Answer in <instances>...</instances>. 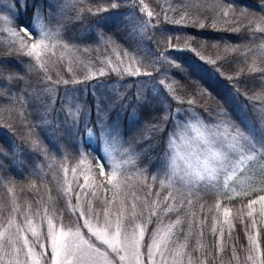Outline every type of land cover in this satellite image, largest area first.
<instances>
[{
    "label": "snow or ice",
    "instance_id": "1",
    "mask_svg": "<svg viewBox=\"0 0 264 264\" xmlns=\"http://www.w3.org/2000/svg\"><path fill=\"white\" fill-rule=\"evenodd\" d=\"M18 3L21 9L31 10V18L17 28L13 26L15 11L0 15V39L7 47V51L0 55V81L4 82L5 89L0 91V96L12 100L19 97L16 110L23 130L11 121L0 124V129L7 128L10 133L13 149L9 155L0 148V157L22 163L19 160L21 151L34 152L44 159L51 156L49 147L36 138L35 129L41 125L28 121L24 115L27 92L14 93L8 87L12 81H24L22 76L9 70L10 57H27L26 70L41 73V80L46 84L50 82L53 88L76 84L90 86L95 119L89 108L71 105L75 110L69 111L62 106L66 139L78 153L76 166L71 169L72 177L76 180L77 169L82 176L73 188V180H69L70 169L64 164L59 166L63 173L59 191L69 220L64 222L63 212L58 214L54 204L48 206L36 202L37 207L33 208L32 204L25 202L21 211V205L13 196L10 210L6 215L0 214V264H210V261L224 264L219 254L228 247L226 233L229 242L238 240V234L234 237L237 224L248 241L244 264H264V247L261 245V233L264 232V67H257L254 59L247 72L240 69L228 74L223 70L230 62L228 53L239 45L202 42L201 48L207 46L217 50L214 56L202 55L192 47L196 40L194 36L177 35L169 27L203 29L206 26L204 21L211 13L213 22L209 26L213 29H216L215 17L220 16L225 23L232 25L224 31L235 33L246 28L255 38L257 32L264 35V15L216 0L212 3L180 0L167 8L160 5V0H102L95 6L85 7L79 6L83 0H69L66 6L76 11L75 19H81L84 12L100 16L97 23L101 28L108 26L102 13L114 11L122 20L131 16L138 21V31L153 42L154 47L149 52L123 49L115 39L97 29L99 46L105 51L110 50L115 62L98 57L99 67L93 71L85 65L89 70L83 79L77 80L75 76L63 79L57 72V79L53 80L49 72L65 60V53L74 56L73 49L83 53H89L90 49L64 42L63 22L57 20L54 26L46 24L43 3L38 4L37 0H18ZM47 19H54L51 11ZM157 33L159 38H156ZM57 49L63 51L57 55ZM257 50H264V43L259 44ZM184 52L196 53L203 63L208 73L205 83L200 82L203 77L193 80L190 75L192 66L186 65L181 55ZM72 63L73 59L69 57L68 72L73 71ZM253 72L261 73L262 83L259 92L250 94L242 89L245 81L240 76ZM111 73L121 81L125 77L130 79L120 87L113 86L108 96H96L97 89L105 87L102 78ZM178 74L187 85L176 78ZM92 80L96 81L95 85L90 84ZM213 80L228 83L213 95ZM149 86L152 99L145 91ZM241 96L249 104L239 103ZM35 98L39 99L38 96ZM152 100L162 106L159 118L154 115L156 109L152 107ZM208 101L216 105V119L211 124L205 123L195 111L196 106ZM249 107L260 122L259 128L250 123ZM141 111L157 122H144L139 115ZM233 113L240 124L232 119ZM109 114L114 118L111 124L108 123ZM124 121L128 122L129 129L143 124L146 133L151 135L163 133L165 125L173 126V134L168 137L169 150L159 158L158 174H149L147 167L136 166L137 159L141 153L146 154L147 149L138 153L135 145L149 139V135L133 137L117 148L121 139L120 125ZM43 123L47 121L43 120ZM93 136L99 137L93 150L100 153L99 156L86 150L92 147L88 140ZM49 144L56 151L64 147L51 141ZM151 147L149 144L148 148ZM147 163L151 164V159ZM128 165L132 166L131 170ZM3 167L0 161V168ZM237 181L246 182V186L238 191L231 186ZM30 186L35 187L31 182ZM153 186H158V190L153 192ZM161 190H166L163 196ZM202 193H211L217 198L208 208L209 212L215 213L209 226L210 235L215 237L211 246L202 243L208 217L192 211L194 199L198 202ZM250 193L255 195L235 213L227 205L221 208V197L231 200ZM48 199L52 201L54 198L49 196ZM199 211H204L203 204H200ZM149 225H154L151 232ZM231 256L236 264H240L235 243L231 246Z\"/></svg>",
    "mask_w": 264,
    "mask_h": 264
},
{
    "label": "trees",
    "instance_id": "2",
    "mask_svg": "<svg viewBox=\"0 0 264 264\" xmlns=\"http://www.w3.org/2000/svg\"><path fill=\"white\" fill-rule=\"evenodd\" d=\"M31 2V0H29ZM38 4L43 3L45 5L43 9L44 22L46 24L56 25L57 20L63 22V31L62 38L63 41L68 43L70 46L75 45L78 48H89V53H83L79 51L72 56L71 53H65V60L61 64H57L50 72L49 75L52 76V79H57V72L63 77V79H71L73 76L77 80L83 79L86 72L89 70L85 65H89L91 70H95L96 67H99L97 58L103 60L106 56L113 54L110 50L105 51L103 47H100L98 41L96 40L97 29L100 32H103L106 36H111L116 40L117 44L120 45L123 49H138L142 52H149L153 49L154 44L151 41H148L144 38L143 34L137 29V26L134 22L128 21L127 18L121 19L119 16H116L113 12L102 13L101 16L106 18L107 27L101 28L97 21L101 18L100 16H92L87 12L82 14L81 19H75L76 11L70 7L66 6L69 4V0H37ZM102 0H83L80 7L95 6ZM180 0H160V5L164 8L169 7L170 5L174 6L179 3ZM187 3L198 2V0H185ZM213 0H207V3H212ZM219 3H233L234 6L246 9L249 12L256 13L258 15H264V0H216ZM48 5H51L49 8ZM11 11L17 13L14 19V27H19L21 24H27L31 18V10L25 11L21 9L18 0H0V15H8ZM124 9H120L123 11ZM51 11L54 19L49 21L47 19L48 12ZM209 18L204 21L205 28H194V27H181V26H171L169 27L174 29L175 34L177 35H188L194 36L196 38L193 42L192 47L196 48L198 52L206 56H214L217 52L216 49L210 47L201 48L202 42H207V44L213 43H228L231 45H239L240 47L236 48L234 51L228 53L229 63L224 65L223 70L228 74H234L240 69H244L247 72V69L252 65L253 60L257 67H264V60H262V53L264 50H257V46L261 43H264V35L259 32L255 33V38L253 34L249 33L246 28H241L239 32H228L224 29L232 27L231 24L225 23L220 16L215 17L216 29H213L209 25L212 24L213 18L211 13L208 14ZM156 38H159V33L156 34ZM222 38V39H221ZM246 46V47H245ZM99 48V51L97 49ZM248 49H252L249 51ZM7 51L5 46V41L0 39V55ZM63 51L62 49H57V55ZM119 51V49H117ZM186 65H191L190 75H192L193 80H196L200 77L201 83H205L208 73L205 70V66L201 61L198 60L196 53L193 52H184L181 54ZM121 56L123 53L121 52ZM71 57L73 59L72 63V72L66 70L67 60ZM79 58V59H76ZM10 62L8 63V68L10 71L15 72L24 78V81H12L9 83L8 87L11 92L21 93L27 92V95L24 96V99L27 101V111L24 112V115L27 117V120L32 123H39L41 126L35 129L36 138L43 141L45 145L49 147L51 153L50 158L44 159L39 155H36L34 152L30 151H21L19 153V160L22 163H16L10 161L7 158L0 157V161L3 162L4 167L0 168V214L6 215L10 210V203L13 196L16 197L17 204L21 205V211H23V205L25 202L32 204L33 208L37 207L36 202H42L48 206L55 205L58 210V214L63 212V220L65 223L69 220V213L65 210V204L63 202V195L60 193V185L63 179V173L59 170V166L64 164L67 166L69 171V180H73L71 169L76 166V158L78 153L75 148L71 146L67 137V130L64 127V118L65 113L62 111V106L69 111H74V108H71V105H79L81 108H89L93 115L92 118L95 119V109H94V97L92 94V88L83 84L76 85H58L53 88L50 82L47 84L41 80V73L37 72H28L27 65L29 63L27 57H10L8 58ZM261 73L253 72L247 75L241 74L240 79L245 81L241 85L242 89L249 91L251 94L252 91L259 92L260 85L262 81L260 80ZM180 80L181 83L187 85V81L181 78V75L178 74L176 77ZM130 78L125 77L121 81L115 73L103 77L102 81L105 84V87L97 89L96 96H108L111 92L113 86L120 87L123 83L128 81ZM96 81H90L91 85H95ZM228 82L222 81L218 83L213 80L212 85L215 91L213 95H216L217 91H220L224 84ZM4 82L0 81V91H4L3 87ZM207 86V85H206ZM48 88H52V91H48ZM75 89V92H73ZM83 89V90H81ZM146 95L149 96V99H152V93L150 91V86L145 90ZM39 97L36 99L35 97ZM29 97H32L29 99ZM241 104H249V102L241 96L239 99ZM257 104L260 101H256ZM19 107V97L12 100L6 96H0V124H5L7 121H11L14 126L23 130L21 125V120L18 111L16 110ZM152 107L156 109L154 115L159 118L161 113V105H159L155 100H152ZM216 105L211 101H208L207 104L198 105L195 108V111L201 116L205 123H213L216 119L215 113ZM229 111H232L229 109ZM144 122L156 123V120L152 119L151 115H148L146 112L141 111L139 113ZM247 115L249 117L250 123L259 128L260 122L256 114L252 111L251 107L248 108ZM113 115L109 114L108 123L113 122ZM232 119L235 123L240 124V120L237 119L236 114L233 113ZM43 120H46L47 123H43ZM241 128L244 126L241 124ZM121 127V139L120 143L117 145V148L120 149L124 142L132 139L133 137H140L143 135H149V139L141 140L140 143L135 145L136 151L141 152L142 149H147V153H141L139 158L136 161L137 167H147L149 174H158V163L159 158L168 151V137L173 133V126L171 124L165 125L164 132L158 135H151L146 133V130L143 124H137L135 128L129 129L128 122L124 121L120 125ZM247 131V129H244ZM12 137L8 132L7 128L0 129V148H3L5 152H12L11 147ZM49 141L52 143H58L62 146L61 151H56L51 148ZM88 143L92 145L91 148L86 149L92 155L99 156L100 153L94 152L93 150L97 147L99 143V137L93 136L89 138ZM151 144L152 147L148 148V145ZM119 158V156L117 157ZM148 159H151L152 163H147ZM131 170L132 166H127ZM109 169H106L108 171ZM76 180H82L80 176V170L77 169ZM76 180H73V188L76 187ZM30 182L35 185V187L30 186ZM158 190V186H153L152 191L155 192ZM165 193V190H161L160 194ZM140 193H138L139 195ZM111 196V192L108 193ZM255 193H250L249 196H236L231 200H226L223 197L221 208L225 205L235 210L247 199L254 196ZM49 196L53 197L52 201H49ZM216 197L211 193H202L201 198L197 202L195 199L193 201L192 211L197 212L201 217L207 216L208 223L204 226V237L202 243L207 246H211L215 237L210 235V224L211 218L215 214L209 212L208 208L213 206ZM75 202V200H73ZM200 204L204 205V211H199ZM172 215V214H170ZM151 228V227H150ZM86 232V230H85ZM87 234V233H86ZM238 234V240H233L229 242L227 240V233L225 236V243L228 247L225 249L224 253H220L224 260V264H236V261L232 259L231 256V246L232 243L236 244L237 255L240 258V264H244V258L246 256L245 249L247 247L248 241L244 233L240 230V226L237 224V227L234 231V237ZM148 240V236L145 241ZM261 245L264 247V232L261 233ZM207 251V248L205 249ZM215 254V253H214ZM210 264L212 262L210 261ZM219 264V261L216 262Z\"/></svg>",
    "mask_w": 264,
    "mask_h": 264
},
{
    "label": "rangeland",
    "instance_id": "3",
    "mask_svg": "<svg viewBox=\"0 0 264 264\" xmlns=\"http://www.w3.org/2000/svg\"><path fill=\"white\" fill-rule=\"evenodd\" d=\"M123 11H125V9H124ZM127 19H128V21H130L131 23L134 22L135 25L137 26L138 21H137L136 19L132 18L131 16H129V18H127ZM132 24H133V23H132ZM140 34H142V33H140ZM121 57H122V56H121ZM105 58L112 59L113 62H115V56H114L113 54L108 55V56H106ZM105 58H104V59H105ZM150 87H151V86H150ZM210 124H211V123H210ZM172 134H173V133H172ZM172 134H170V135H172ZM177 143L180 144L181 142H180V141H177ZM168 150H169V149H168ZM231 186L236 187L237 190L239 191L242 187H245V186H246V182H245L244 184H241L239 181H237V182H234ZM165 192H166V190H165ZM164 194H165V193H164ZM164 194H162V196H163ZM169 215H170V214H169ZM165 220H167V217L165 218ZM150 227H151V228H150ZM153 227H154V225H149V226H148V230H149V232L152 231ZM147 236H148V234L146 233V235H145V239H146ZM148 242H149V239H148L147 241H145V244H147Z\"/></svg>",
    "mask_w": 264,
    "mask_h": 264
}]
</instances>
